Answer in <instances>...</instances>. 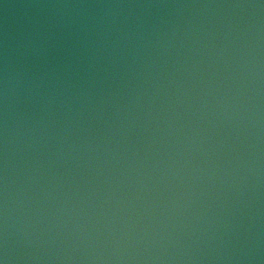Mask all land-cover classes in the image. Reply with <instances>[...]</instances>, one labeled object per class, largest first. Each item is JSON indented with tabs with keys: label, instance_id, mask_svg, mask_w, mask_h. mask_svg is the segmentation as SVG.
Listing matches in <instances>:
<instances>
[{
	"label": "water",
	"instance_id": "obj_1",
	"mask_svg": "<svg viewBox=\"0 0 264 264\" xmlns=\"http://www.w3.org/2000/svg\"><path fill=\"white\" fill-rule=\"evenodd\" d=\"M0 264H264V0H0Z\"/></svg>",
	"mask_w": 264,
	"mask_h": 264
}]
</instances>
